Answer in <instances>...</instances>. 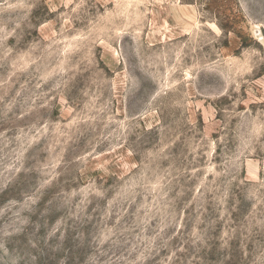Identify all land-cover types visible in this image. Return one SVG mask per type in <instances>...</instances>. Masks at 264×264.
Instances as JSON below:
<instances>
[{"label":"rangeland","instance_id":"1","mask_svg":"<svg viewBox=\"0 0 264 264\" xmlns=\"http://www.w3.org/2000/svg\"><path fill=\"white\" fill-rule=\"evenodd\" d=\"M0 264H264V0H0Z\"/></svg>","mask_w":264,"mask_h":264}]
</instances>
